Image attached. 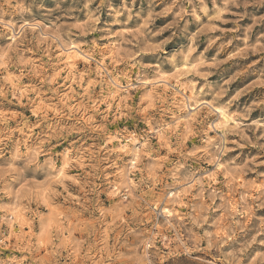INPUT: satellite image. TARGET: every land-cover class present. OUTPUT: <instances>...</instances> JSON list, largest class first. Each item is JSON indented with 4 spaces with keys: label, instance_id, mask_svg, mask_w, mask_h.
<instances>
[{
    "label": "rangeland",
    "instance_id": "1",
    "mask_svg": "<svg viewBox=\"0 0 264 264\" xmlns=\"http://www.w3.org/2000/svg\"><path fill=\"white\" fill-rule=\"evenodd\" d=\"M109 256L264 264V0H0V262Z\"/></svg>",
    "mask_w": 264,
    "mask_h": 264
},
{
    "label": "clouds",
    "instance_id": "2",
    "mask_svg": "<svg viewBox=\"0 0 264 264\" xmlns=\"http://www.w3.org/2000/svg\"><path fill=\"white\" fill-rule=\"evenodd\" d=\"M206 106V105H205ZM37 127H39V125H37ZM51 136V134H49L47 137H46V140H49V137ZM46 140H41V143L40 145H38V148H37V151H36V156L39 157L41 154L45 155V156H50L51 154V150L49 151H45L43 147H41V145L44 144V142ZM51 144V142H49ZM75 143V141H71V142H68V141H63V143H57L59 145H61V149L63 150L64 149V145L67 144V152L70 151L72 145ZM52 147L53 148H56V144H52ZM226 242V241H225ZM149 248L152 247V245H149L148 246ZM220 247H223V244L220 245ZM147 253V249H145V254ZM86 256H88L90 259H95V257L91 254V253H85ZM111 259V257H105L103 260H99V261H95V264H104L105 260H109ZM0 264H3V262H0Z\"/></svg>",
    "mask_w": 264,
    "mask_h": 264
},
{
    "label": "bare ground",
    "instance_id": "3",
    "mask_svg": "<svg viewBox=\"0 0 264 264\" xmlns=\"http://www.w3.org/2000/svg\"><path fill=\"white\" fill-rule=\"evenodd\" d=\"M13 39H14V38H13ZM73 54H74V53H73ZM67 55H68V54H67ZM73 56H74V55H73ZM70 57H71V56H70ZM68 58H69V57H68ZM68 58H67V59H68ZM69 59H70V58H69ZM70 60H71V59H70ZM222 115H223V114H222Z\"/></svg>",
    "mask_w": 264,
    "mask_h": 264
}]
</instances>
